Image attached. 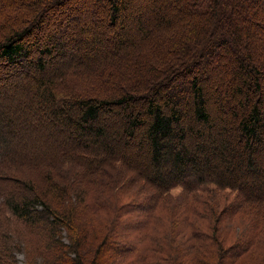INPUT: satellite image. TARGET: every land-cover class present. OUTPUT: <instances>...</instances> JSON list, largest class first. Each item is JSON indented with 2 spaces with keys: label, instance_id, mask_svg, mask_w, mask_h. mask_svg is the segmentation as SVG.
I'll return each mask as SVG.
<instances>
[{
  "label": "trees",
  "instance_id": "1",
  "mask_svg": "<svg viewBox=\"0 0 264 264\" xmlns=\"http://www.w3.org/2000/svg\"><path fill=\"white\" fill-rule=\"evenodd\" d=\"M69 1L28 0L29 11L6 8L0 22V60L36 69L28 86L8 80L0 88L21 87L18 109L31 111L33 126L60 121L69 144L47 143V154L18 151L10 140L16 119L7 114L17 96L0 111V264H180L187 249L200 252L196 264L212 257L233 264L251 251L264 264V173L256 155L264 152V73L248 60L264 49V37L253 47L245 38L249 24L264 35V0H168L159 25H138L135 42L116 33L110 58L98 66L80 60L93 51L66 53L63 67L44 74L51 46L25 38L46 12L73 10ZM108 3L113 23L137 2ZM73 20L61 21L68 26L58 39ZM65 42L57 45L67 51ZM33 49L40 53L31 56ZM223 50L237 57L225 87L209 71L211 62L219 71ZM233 99L238 109L230 111ZM254 180L261 185L251 190ZM223 190L230 196L221 200ZM223 221L235 227L227 246Z\"/></svg>",
  "mask_w": 264,
  "mask_h": 264
},
{
  "label": "rangeland",
  "instance_id": "2",
  "mask_svg": "<svg viewBox=\"0 0 264 264\" xmlns=\"http://www.w3.org/2000/svg\"><path fill=\"white\" fill-rule=\"evenodd\" d=\"M28 0H0V22H4L6 17H4L3 14L6 12L8 13L6 8H17L21 12H27L29 11V4H27ZM78 2H83L81 5L78 4ZM137 3L131 4L128 6V8H122L120 9V16L117 17V20L113 23L109 22L108 15H109V8L107 5H109L108 0H70L66 5H68V8H72L70 12H68L66 9H63L62 11H53L52 13L46 12L44 21L36 27V29L28 34L25 39V41H29L30 44L38 43V45H42L43 43L47 42L49 46H51V53H43V58L45 59L46 67L47 69L44 70V74L51 73L50 71L52 69L63 67L64 64H66L67 56H70L71 54H75L78 57H85L88 53L83 54L84 52H89L92 54L90 57H87L85 59H80L82 62H85L86 65H93V67L98 66L99 62H104L107 60V58H110L111 54V47H110V41H112L114 36H116V33L122 34L124 37H127L128 40H132V42H135L138 37L141 35L139 33L138 25L144 24L145 27L149 28L151 26V23L153 26L159 25L158 17L157 15L161 13L168 12V0H136ZM77 6V7H76ZM137 6V7H136ZM2 7V8H1ZM136 8V9H135ZM53 10V9H51ZM11 11V10H10ZM68 13L66 17H64V13ZM16 12V11H15ZM62 12V13H61ZM61 13V14H59ZM50 14V15H49ZM70 15H73L74 17H77L78 20L70 21L69 23L71 26L69 28H66L68 32H66L63 36L57 35V30L60 28H64L68 26V24L63 25L61 24V21L63 19H67L70 17ZM152 17H155L154 21H152ZM149 18L151 19L150 23L145 24ZM7 20V19H6ZM69 24V25H70ZM251 25L249 24L247 26V31H245V38L248 39V42L253 47L255 44L258 46V44L262 41L264 35H257L255 30L251 29ZM255 27V26H254ZM35 35V36H34ZM37 35V36H36ZM49 35V36H48ZM50 35L52 36L51 39ZM250 35V37H249ZM48 36V37H47ZM116 38V37H115ZM99 39V40H98ZM66 41L64 43L65 48L67 51L63 48L58 47L57 41ZM98 40L99 42H97ZM127 44V43H126ZM140 44V43H139ZM35 45V44H34ZM37 45V46H38ZM95 50V51H94ZM141 52H143L144 49L142 47L140 48ZM264 51V49H261ZM261 50H255L251 57H248V60L253 63H258L261 65L264 73V53H262ZM35 51V52H34ZM31 56L38 55L40 52H36L35 49H33V52H31ZM222 57H221V66L219 67V71H215L213 67L215 65H211L212 62L209 64L211 66V69L209 70L212 74V76L215 78L220 79L221 87H225V81L223 80L225 77H227L228 73H231L233 71V66L237 64V57L231 52L230 57L227 58L224 55L225 51H222ZM147 54V53H145ZM141 55L145 59H149L148 55ZM132 57L137 58V54H135ZM66 56V57H65ZM77 58V57H74ZM65 62V63H64ZM92 62V64L90 63ZM249 63V62H248ZM50 66H53L52 69H50ZM248 66V64H247ZM249 69V68H248ZM198 71L200 69H197ZM54 71V70H53ZM33 72H36V69L31 66V68H28L26 64L22 62V64L14 65V66H7L0 60V86L3 83V81H11L20 83L23 85H27L30 83L29 75H33ZM126 72H131L130 69ZM42 73V74H43ZM54 73V72H53ZM235 73H232V77L234 78ZM55 75V74H54ZM184 75V74H183ZM226 75V76H225ZM185 76V75H184ZM182 75H179L176 77V81H179L181 79ZM262 81V90L264 91V78ZM175 83V80H174ZM228 84V83H227ZM28 86V85H27ZM227 86V85H226ZM9 89V90H8ZM11 86L7 87V89L2 90L0 88V111L4 112V105L6 103L12 102V100L17 98L16 105L12 107V105L7 109V114L11 117L16 119L14 122L15 126V133L11 136L10 140L12 142L13 148L17 149L18 151L25 152V153H49L48 150L43 149L46 147L47 143H52L53 146L58 148L66 149L68 148L69 144L66 139V130L62 123L58 121V123L51 124V121L49 117L46 116L48 119L47 125H40V121H43L40 119L38 120V125L33 126L35 123H31L34 118L32 117L31 111H28L27 109H23L22 111L18 108H21L19 105L22 101L17 94H20L22 91V88H16ZM225 89H228L225 88ZM221 92V91H219ZM11 94V97L9 98V95ZM13 96V97H12ZM15 96H17L15 98ZM11 99V100H9ZM234 100H231L229 102L230 111L233 109H238L237 104L234 103ZM14 103V102H12ZM248 103L244 105L243 107H240V109L245 108L247 110ZM23 107V106H22ZM259 107L264 111V102L259 104ZM6 111V110H5ZM39 113H42L45 116L43 107H39ZM228 113V110H227ZM19 115V118H17ZM264 115V112H263ZM229 119L228 121V130H231V133L234 131L233 128V119L231 118L230 114L228 115ZM112 114H109V116L106 118V122L112 121ZM105 119V118H104ZM117 121V124L120 122V116H117L114 118ZM34 127V130L31 133H27L26 129L29 127ZM25 130V132H24ZM26 134V136H24ZM47 137V139L45 138ZM42 141V142H41ZM46 141V142H45ZM133 142V141H132ZM237 143V146H240L241 144L239 142L234 141ZM242 142V141H240ZM65 143V144H64ZM63 144V145H62ZM132 145V144H131ZM133 146V145H132ZM53 151V150H52ZM257 161L262 168V171L264 173V152H258L257 154ZM236 153H231L229 156V159L233 161L236 159ZM134 160H136L135 157H133ZM23 174H30L31 170L28 168L23 169ZM239 170V169H238ZM237 170V172H238ZM241 174V172L239 171ZM264 174H261L262 177ZM251 190H255L256 187H258L260 184L259 180L251 181ZM262 183V181H261ZM259 188V187H258ZM178 189L173 190L172 195H175L177 193ZM253 194H257V192H253ZM230 196L229 192L227 190L221 191V193L218 195V198L221 200L224 198H228ZM220 204V203H219ZM220 206H222L220 204ZM224 225L223 227H220V232L222 233V237L224 240L223 245L227 246L230 242H232L234 238V231L235 227H228L226 226L229 222L223 221ZM17 258L21 261L23 259L22 252H18L16 254ZM193 256H201L200 252L196 254L194 250L190 251L187 249V252L182 254L180 256V264H191L198 262L196 259H193ZM204 257L205 254H202ZM206 261H210L208 264H215V261H218L216 258H208L205 259ZM192 261V262H191ZM233 264H259L258 261H262L260 259V255L258 256L257 252H249L243 256H240L236 259H234ZM257 262V263H256Z\"/></svg>",
  "mask_w": 264,
  "mask_h": 264
}]
</instances>
